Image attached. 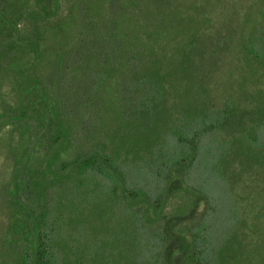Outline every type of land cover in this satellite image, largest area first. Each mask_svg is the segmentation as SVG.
Returning a JSON list of instances; mask_svg holds the SVG:
<instances>
[{
	"label": "rangeland",
	"instance_id": "obj_1",
	"mask_svg": "<svg viewBox=\"0 0 264 264\" xmlns=\"http://www.w3.org/2000/svg\"><path fill=\"white\" fill-rule=\"evenodd\" d=\"M260 38L264 0H0V264L14 261L6 244L14 159L35 162L36 127L49 111L66 129L58 157L110 139L130 187L157 198L175 179L199 193L190 214L194 196L174 188L165 215L183 213L185 232L215 256L227 246L211 264H264V162L235 144L253 122L264 123V63L245 53ZM109 56L115 67L94 93L89 75ZM155 70L166 76L165 100L152 122L135 123L123 83ZM24 86L29 95L20 105ZM229 100L252 110L212 131L203 115ZM121 128L135 140L115 138ZM198 130L202 141L192 146ZM151 227L146 237L154 252L159 235Z\"/></svg>",
	"mask_w": 264,
	"mask_h": 264
},
{
	"label": "trees",
	"instance_id": "obj_2",
	"mask_svg": "<svg viewBox=\"0 0 264 264\" xmlns=\"http://www.w3.org/2000/svg\"><path fill=\"white\" fill-rule=\"evenodd\" d=\"M245 51L247 59L253 54L254 61L264 63V39L249 41ZM112 63L111 56L107 57L106 65L89 75L92 92L106 82L107 72L115 67ZM165 79L164 73L155 70L142 79L123 83L133 102L130 120L153 121L157 107L165 100ZM38 80L33 88L40 91ZM26 88L19 93L20 105L29 95ZM237 110L242 109L229 100L211 115L214 121L209 120L210 113L207 118L203 115L202 122L211 124L214 131L229 124L233 115L243 117L252 109ZM259 113L264 114V106L259 107ZM47 115L51 118L46 116L41 127H36L41 150L35 162L14 159L9 188L14 219L6 240L14 255L13 264H211L221 259L227 246L215 256L195 234L185 232L183 213L165 215V204L174 188L183 187L194 196L190 214L199 204L198 192L175 179L157 198L143 188L130 187L123 162L108 138L90 147H74L70 155L58 157V146L66 143L64 119L51 111ZM255 122L248 132L238 135L235 144L245 146L250 156L264 162V123ZM202 131H195L192 146L202 141ZM115 138L124 143L135 140L133 133L122 128ZM150 227L159 235L154 252L146 237Z\"/></svg>",
	"mask_w": 264,
	"mask_h": 264
}]
</instances>
